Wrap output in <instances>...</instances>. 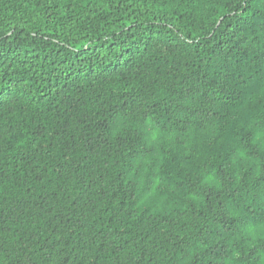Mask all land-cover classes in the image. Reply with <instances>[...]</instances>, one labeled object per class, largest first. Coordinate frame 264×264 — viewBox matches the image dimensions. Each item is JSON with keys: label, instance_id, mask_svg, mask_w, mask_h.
Here are the masks:
<instances>
[{"label": "trees", "instance_id": "trees-1", "mask_svg": "<svg viewBox=\"0 0 264 264\" xmlns=\"http://www.w3.org/2000/svg\"><path fill=\"white\" fill-rule=\"evenodd\" d=\"M0 264H264V0H0Z\"/></svg>", "mask_w": 264, "mask_h": 264}]
</instances>
